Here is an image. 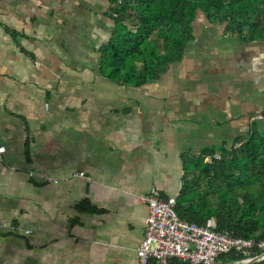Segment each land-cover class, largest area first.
<instances>
[{
  "label": "crops",
  "instance_id": "crops-1",
  "mask_svg": "<svg viewBox=\"0 0 264 264\" xmlns=\"http://www.w3.org/2000/svg\"><path fill=\"white\" fill-rule=\"evenodd\" d=\"M108 7L0 0V264H136L142 198L177 194L181 155L264 128V40L200 13L181 61L121 86L98 70Z\"/></svg>",
  "mask_w": 264,
  "mask_h": 264
},
{
  "label": "trees",
  "instance_id": "trees-1",
  "mask_svg": "<svg viewBox=\"0 0 264 264\" xmlns=\"http://www.w3.org/2000/svg\"><path fill=\"white\" fill-rule=\"evenodd\" d=\"M108 2L113 26L107 41L97 49L98 70L121 86L140 87L157 80L169 64L181 61L186 44L194 39L198 11L240 42L264 40V0ZM180 159L181 184L174 204L179 218L197 224L213 218L217 229L234 237L264 239V128L252 126L246 136L202 146ZM188 172L193 173L190 178L185 176ZM158 197L168 198L162 193ZM79 208L89 209L86 203ZM262 252L253 248L254 256ZM243 258L231 250L219 255L215 264H235ZM149 264L158 263L152 259ZM169 264L186 261L173 258ZM250 264H264V258Z\"/></svg>",
  "mask_w": 264,
  "mask_h": 264
},
{
  "label": "built area",
  "instance_id": "built-area-1",
  "mask_svg": "<svg viewBox=\"0 0 264 264\" xmlns=\"http://www.w3.org/2000/svg\"><path fill=\"white\" fill-rule=\"evenodd\" d=\"M4 152L5 146L0 144V157ZM142 199L147 216L143 237L136 248V264H149L152 259L158 264H169L173 258L185 260L186 264H215L219 255L231 250L244 256L236 261L239 263L254 256V247L264 252V239L256 242L252 238L234 237L227 230L217 229L213 218L204 224L179 218L174 211L175 196L162 199L152 189ZM8 228L15 230L14 225ZM29 232L24 229L25 234Z\"/></svg>",
  "mask_w": 264,
  "mask_h": 264
},
{
  "label": "rangeland",
  "instance_id": "rangeland-1",
  "mask_svg": "<svg viewBox=\"0 0 264 264\" xmlns=\"http://www.w3.org/2000/svg\"><path fill=\"white\" fill-rule=\"evenodd\" d=\"M200 13H201V14H203V13H202V11H198V12H197V15H196L195 22H197V21H199V20H202V19H203L202 15H201V16H200V18H199V16H198V15H199ZM195 22H194V23H195ZM194 23H193V26H195V25H196V23H195V25H194ZM200 26H201V25H200ZM198 31H199V29H197V30H196V28H195V30H194V34H195V33H198ZM192 175H193V173H192V172H188V173H186V175H185V176H186L187 178H190ZM181 176H182V171H179V182H178V183H179V185L181 184V181H180V179H181Z\"/></svg>",
  "mask_w": 264,
  "mask_h": 264
},
{
  "label": "water",
  "instance_id": "water-1",
  "mask_svg": "<svg viewBox=\"0 0 264 264\" xmlns=\"http://www.w3.org/2000/svg\"><path fill=\"white\" fill-rule=\"evenodd\" d=\"M261 258H264V252L260 253L259 255L253 256L250 259H247V260L241 261L239 263H235V264H250V263L257 261Z\"/></svg>",
  "mask_w": 264,
  "mask_h": 264
}]
</instances>
